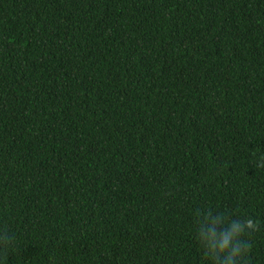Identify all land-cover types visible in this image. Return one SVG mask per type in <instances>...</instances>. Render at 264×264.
Returning <instances> with one entry per match:
<instances>
[{"label":"trees","instance_id":"obj_1","mask_svg":"<svg viewBox=\"0 0 264 264\" xmlns=\"http://www.w3.org/2000/svg\"><path fill=\"white\" fill-rule=\"evenodd\" d=\"M209 212L264 264V0H0V264H209Z\"/></svg>","mask_w":264,"mask_h":264},{"label":"clouds","instance_id":"obj_2","mask_svg":"<svg viewBox=\"0 0 264 264\" xmlns=\"http://www.w3.org/2000/svg\"><path fill=\"white\" fill-rule=\"evenodd\" d=\"M252 227L251 221L229 222L207 213L198 223L196 235L209 264H245L249 247L243 237Z\"/></svg>","mask_w":264,"mask_h":264}]
</instances>
